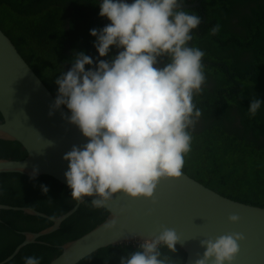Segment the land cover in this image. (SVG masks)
<instances>
[{
  "label": "clouds",
  "instance_id": "9594fccd",
  "mask_svg": "<svg viewBox=\"0 0 264 264\" xmlns=\"http://www.w3.org/2000/svg\"><path fill=\"white\" fill-rule=\"evenodd\" d=\"M185 4L100 0L99 15L109 23L90 30L99 56L75 53L70 70L56 78L58 90L49 115L66 107L70 115L65 119L87 140L63 156L68 162L66 183L76 203L108 210L118 194L151 199L161 180L182 177L192 132L202 117L194 97L206 83V53L191 44L202 17ZM219 32V24L210 29L212 36ZM113 48L117 53L110 56ZM262 104L260 98L251 100L249 115L255 117ZM30 175L35 180L39 168ZM40 187L45 195L49 192L48 186ZM240 219L229 217L234 224ZM115 223L113 217L106 228ZM244 239L241 233H230L201 240L205 251L196 264H234ZM180 242L174 229L162 228L156 238L140 241L135 252L122 256L119 264H170L161 248L175 253ZM24 264H41V259L27 256Z\"/></svg>",
  "mask_w": 264,
  "mask_h": 264
},
{
  "label": "trees",
  "instance_id": "16d2710c",
  "mask_svg": "<svg viewBox=\"0 0 264 264\" xmlns=\"http://www.w3.org/2000/svg\"><path fill=\"white\" fill-rule=\"evenodd\" d=\"M99 3L100 0H0V26L55 96L58 90L55 80L63 71V67L58 68L61 58L72 62L75 53L83 51L87 54L88 41L82 46L77 44L78 40H90L91 29H102L109 23L99 15ZM207 6L210 8L208 20L217 19L214 23L219 22L224 36L230 38L229 28L222 18L225 13L223 4H216L212 0ZM194 12L197 14V11ZM67 15L70 30L78 34L72 35L66 31ZM93 16L97 17L99 24H95ZM244 17L240 24L246 29L249 16L244 14ZM205 30L206 27H203L202 35ZM262 35L263 38H258V41L264 39V33ZM63 37H68L72 47L71 53L65 57L61 56L63 41L60 38ZM29 39H35V43L40 45L45 39L46 43L40 47L32 41L33 44H30ZM228 41L215 43L218 51L216 58L227 60L228 48L223 47ZM232 48L233 65L229 71L218 65L204 67L206 78L212 85L204 87L201 96L194 97V103L202 111V124L197 123L192 132L191 151L185 157L183 170L224 195L264 206V104L255 117L250 116L248 111L251 100H264V44L252 48L237 45ZM36 51L48 62L42 65L44 68L36 58ZM244 51H253L248 62L256 64L260 60L255 68L246 65L247 57L243 61L242 57L246 56ZM58 53L61 58H58ZM205 53L208 57L209 53ZM48 70H55L59 74L49 76ZM234 108L237 117L233 113ZM236 119L240 121L239 125L233 124ZM25 156L20 143L0 139V158L21 159ZM40 185L48 186L46 195ZM0 203L31 206L50 216H58L71 209L76 202L71 199V189L50 176L33 180L21 173H0ZM107 214V210L94 209L90 203H82L59 229L40 238L45 243L35 242L24 246L5 264H24L27 256L38 257L41 264H47L61 252V244L97 226ZM51 224L48 218L20 210H0V261L24 240L23 231L37 232ZM137 245H110L92 253L79 264H119L120 258L135 252ZM161 252L163 257L170 258V264H184L186 254L178 247L175 253L167 248H161Z\"/></svg>",
  "mask_w": 264,
  "mask_h": 264
},
{
  "label": "water",
  "instance_id": "95a60500",
  "mask_svg": "<svg viewBox=\"0 0 264 264\" xmlns=\"http://www.w3.org/2000/svg\"><path fill=\"white\" fill-rule=\"evenodd\" d=\"M191 6L183 5L184 8ZM55 98L0 26V139L17 141L26 152L21 159L0 158V173L31 177L33 168L38 167V177L50 176L67 186L64 173L68 162L63 156L73 145H82L87 140L65 119L70 115L66 107L49 115ZM81 204L75 203L65 213L50 216L31 206L0 203V210H20L52 221L40 231H23L24 240L0 264L12 260L28 244L45 243L40 238L59 229ZM109 208L102 222L64 242L61 252L47 264H79L101 248L154 239L165 227L179 235L181 242L177 247L186 254L184 264H196L202 258L205 248L201 247V240L230 233L245 237L239 242L240 252L234 264H264V206L224 195L184 170L181 178L161 180L153 198H131L121 193L114 197ZM234 214L241 217L239 223L229 220ZM113 217L115 227L106 228Z\"/></svg>",
  "mask_w": 264,
  "mask_h": 264
},
{
  "label": "flooded vegetation",
  "instance_id": "af4514ba",
  "mask_svg": "<svg viewBox=\"0 0 264 264\" xmlns=\"http://www.w3.org/2000/svg\"><path fill=\"white\" fill-rule=\"evenodd\" d=\"M212 1V0H186V4H192L193 6L189 7V8H185L186 10H191V11H197V15H199L200 17H202V23L199 25V27L195 30H193V40L191 42V44L193 46H197L201 49H203V51H207L209 53L208 57L204 56L203 57V64L204 67H208V66H213V65H218L222 68H224L225 71H229V68L232 67V62H233V57H234V49L232 48V46L235 48V46L237 45L240 48H252L257 47L258 45L260 46V44H264V39H261L258 41V38H263V33H264V0H213L216 4H223L224 10L223 12L224 15L222 16L224 23L227 24L228 26V31L230 32L231 36H229L230 38H226L224 36V34L222 33V31L220 30V32L215 35L212 36L210 35V29L212 27H214L215 25L219 24V22L214 23L216 21H218L215 18H211L210 20H208V11L210 10V8H208L209 6H207L208 2ZM67 10H69V7H67ZM194 14H196L194 12ZM244 14H248L249 18H247L246 20V29H244V27H242V25L240 24V22H242V18L244 17ZM65 21H67V25H66V31L68 33L73 34H78V33H74L73 31L70 30V25H69V21L70 18L69 16H65ZM251 18V19H250ZM95 20V24H99L97 17L93 16V21ZM221 21V20H220ZM255 21V22H254ZM256 21H259V24H256ZM220 25V24H219ZM252 25V26H251ZM206 27V30L204 31L205 34L202 35V28ZM203 32V33H204ZM251 32V36L249 37V33ZM68 37H63L60 38L61 41H63V46H62V52H61V56L65 57L67 55H69L71 53L72 47L70 46V43L67 39ZM80 38V36H79ZM90 40H78V45H86L87 41H88V53L87 55L93 57L94 59L96 57L99 56L96 48L94 47V41L96 40L95 37L93 36H89L88 37ZM242 38H244V40H242ZM252 39V40H251ZM35 40V39H34ZM34 40H31L32 42L35 43ZM226 40H229L228 43H226V46H224L223 48L227 50V60L224 59H220V58H216L215 56L217 55L218 51L216 49V45L215 43L218 44H223L225 43ZM29 39L30 44H33ZM239 43V44H235V43ZM46 43V40L43 39L41 45L38 43H35L34 45H39L40 47L43 46V44ZM58 45H60L58 43ZM42 55L44 56V53L41 51ZM117 53V50L115 48L112 49V52L110 53V56H113ZM36 58L40 61L41 66H45L48 64L47 61H44V58L41 56V54H39L38 51H36ZM244 54L246 56H243L242 59L243 61H245V57H247V62L246 65H248L250 68H255V65L260 63V60L258 62H256V64L254 62L250 63L248 61H250L249 56L253 54V51L249 52V51H244ZM60 53H58V58L60 57ZM40 58V59H39ZM36 59V60H37ZM42 59V60H41ZM101 59H105V58H101ZM107 59V58H106ZM35 60V61H36ZM60 64L58 68L63 67V71H67L70 70L71 68V61L68 60H64L63 58H61V61L59 62ZM42 66V67H43ZM91 67V66H90ZM90 67H86L90 68ZM44 68V67H43ZM48 68H46L45 70H47ZM57 71L55 70H48L47 74L49 76H53L54 74H56ZM59 74V73H57ZM212 84L211 82L208 81V79L206 78V83L203 86L204 87H210ZM239 90V88L237 89ZM235 90V92L237 91ZM201 96V95H199ZM237 110L236 108L233 109V113L234 115L236 114V117L238 116V114L236 113ZM236 119L235 121H233L234 125H239L240 121ZM199 125L202 124V121L199 120L198 122ZM75 205V204H74ZM62 245V244H61Z\"/></svg>",
  "mask_w": 264,
  "mask_h": 264
}]
</instances>
